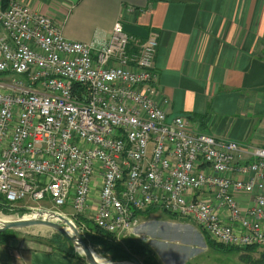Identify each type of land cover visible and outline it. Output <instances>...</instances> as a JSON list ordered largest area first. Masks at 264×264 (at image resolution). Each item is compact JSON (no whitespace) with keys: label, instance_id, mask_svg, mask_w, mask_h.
I'll return each mask as SVG.
<instances>
[{"label":"built area","instance_id":"built-area-1","mask_svg":"<svg viewBox=\"0 0 264 264\" xmlns=\"http://www.w3.org/2000/svg\"><path fill=\"white\" fill-rule=\"evenodd\" d=\"M157 48L121 20L108 39L72 41L52 18L0 0V196L74 222L71 208L118 236L142 237L135 212L153 207L224 246L264 249V148L169 116L155 101Z\"/></svg>","mask_w":264,"mask_h":264},{"label":"crops","instance_id":"crops-1","mask_svg":"<svg viewBox=\"0 0 264 264\" xmlns=\"http://www.w3.org/2000/svg\"><path fill=\"white\" fill-rule=\"evenodd\" d=\"M17 1L52 18L72 41L108 39L120 20L137 39L156 37V103L206 134L243 148H264V0ZM240 202L251 203L243 197ZM157 211L140 224L137 220L136 228L187 229L208 247L196 225L163 211L161 219H154ZM148 238L163 264L195 261L188 242L176 235L151 233ZM0 264L79 263L62 252L9 243L0 246Z\"/></svg>","mask_w":264,"mask_h":264},{"label":"trees","instance_id":"trees-1","mask_svg":"<svg viewBox=\"0 0 264 264\" xmlns=\"http://www.w3.org/2000/svg\"><path fill=\"white\" fill-rule=\"evenodd\" d=\"M1 2L5 7L9 0H1ZM0 78H4L3 75L0 74ZM73 88L76 95L87 93V87L82 84H74ZM11 205L12 204L8 203L3 196H0V209H5L3 206H5L7 209H10ZM65 209L67 208H64V210ZM157 210L159 209L151 207L145 211H137L135 212V219L139 220V218L142 217L147 218ZM15 211L21 215H24L28 212L26 206L21 207ZM71 214L73 218H75L73 220H78L77 224L78 226H81L78 228L79 230L82 229L81 233L84 240L91 247H99V249H101L106 254V256L110 258L111 261L116 263L139 261L142 264H163L162 261H160L158 255L156 254L154 248L150 246L147 242L149 241V238H144L143 236L140 237L137 235L135 236V234L132 233H126L118 236L99 229L87 216L76 215L74 213ZM169 216L171 218H176L172 215ZM200 230L204 236L210 238L202 229ZM15 232L16 231H6L0 233V246L8 245L13 233ZM46 243L52 245L54 249H56L58 252H62L68 255L69 257L73 258L76 262L78 261L80 262V264H86L83 259V256L75 251L73 245L64 235L56 232L52 239L48 240ZM207 245L210 249L220 252L236 250V252L242 253L241 260L246 264H264L263 248H259L257 246L247 248H228L226 246L217 244L211 240L207 241ZM254 254H258V257L255 258Z\"/></svg>","mask_w":264,"mask_h":264},{"label":"rangeland","instance_id":"rangeland-1","mask_svg":"<svg viewBox=\"0 0 264 264\" xmlns=\"http://www.w3.org/2000/svg\"><path fill=\"white\" fill-rule=\"evenodd\" d=\"M97 192H98V189H97ZM27 205H36V204L30 203L28 200H25V201L17 202L16 204L11 205L10 209H7L5 206H3L5 209H0V216L4 219H15L18 217V215H21L15 210L21 207H25ZM38 206L46 208V209L51 208V205L49 204H38ZM62 212H64L65 214L69 216H71V213H73L71 208L62 210ZM157 212L158 213L154 215V219H159V218L161 219L162 215H165L162 211H157ZM72 219H75V218H72ZM143 220L145 219L139 218V221L137 224H140ZM77 222L78 220H74L75 225L77 227H81V226H78ZM189 224L192 225L193 223L190 222ZM135 230H136V233H139L144 238H148V235H150L151 233H156L157 235L173 234L174 236L175 235L178 236L180 240H185L186 242H188V243L184 242L186 244V247L192 250L190 253V256H196L195 261L192 262L193 264H196L197 262L201 264H246L241 260L242 253L236 252V250H232L228 252H220V251L212 250L209 247L204 248L203 242L201 240L199 241L195 239V235L187 229L185 230L183 228L171 227L169 230H165L164 228L147 224L146 226L145 225L139 226ZM55 233H56L55 231L45 228V227H33V228L24 229V230H18L15 233H13L12 238L10 239L9 243L12 244V246H14L17 249H24L25 247H36L44 251H57L56 249H54L52 245H49L48 243H46L48 240L52 239ZM204 239H205L206 245H207L208 240H211L217 243L216 241L210 238H207V236H204ZM147 242L149 243V241ZM226 247L229 248V246H226ZM92 248L96 252L95 254L100 259L104 261H107V260L111 261L110 258H108L106 254L101 249H99V247L92 246ZM230 248H234V247H230ZM156 254L158 255L160 259V256L157 253V251H156ZM254 257L257 258L258 254H254ZM111 262L116 263L113 261ZM78 263L80 264V262ZM120 263H123V262H120Z\"/></svg>","mask_w":264,"mask_h":264},{"label":"water","instance_id":"water-1","mask_svg":"<svg viewBox=\"0 0 264 264\" xmlns=\"http://www.w3.org/2000/svg\"><path fill=\"white\" fill-rule=\"evenodd\" d=\"M182 222H187L182 219ZM33 227H45L64 235L74 249L83 256L86 264H142L139 261L123 263H105L99 260L94 249L84 240L82 233L75 223L63 214L48 210H29L15 219L0 217V233L18 231Z\"/></svg>","mask_w":264,"mask_h":264},{"label":"bare ground","instance_id":"bare-ground-1","mask_svg":"<svg viewBox=\"0 0 264 264\" xmlns=\"http://www.w3.org/2000/svg\"><path fill=\"white\" fill-rule=\"evenodd\" d=\"M1 217V216H0ZM96 253V252H95ZM96 255V254H95ZM96 257L99 259V260H101L102 262H105V263H112L111 261H104V260H102V259H100L97 255H96ZM105 259V258H104ZM106 260V259H105Z\"/></svg>","mask_w":264,"mask_h":264}]
</instances>
